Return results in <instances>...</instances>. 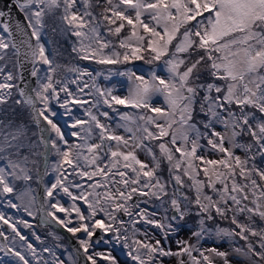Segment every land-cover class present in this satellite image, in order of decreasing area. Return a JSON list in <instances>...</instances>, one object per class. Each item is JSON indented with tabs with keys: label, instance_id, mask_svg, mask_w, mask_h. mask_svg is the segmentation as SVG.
Masks as SVG:
<instances>
[{
	"label": "rangeland",
	"instance_id": "rangeland-1",
	"mask_svg": "<svg viewBox=\"0 0 264 264\" xmlns=\"http://www.w3.org/2000/svg\"><path fill=\"white\" fill-rule=\"evenodd\" d=\"M37 1L39 2V0ZM50 1L52 2L53 0ZM125 1L128 3L122 5V8L126 10L128 17L134 20L136 17L135 14H139L138 16L142 17V21L145 24H150L151 28L158 31L159 35L164 34L165 37L173 36L179 23L183 21L185 4H182L181 0ZM193 1H195V4L198 5L197 7L200 8V3L203 0ZM255 1L258 0H236L235 3H232V0H218L217 18L219 16V20L213 26L215 29L212 30H215V32H224L231 26L234 20L249 24V20L251 19H248V17L244 15L248 12L249 7L257 3ZM159 2H165L166 4H160ZM207 3L212 4V0L211 2L207 1ZM76 4L77 3L74 4L73 8L75 13L78 12ZM252 23L253 21H251L249 25ZM202 24L204 28L208 27L207 21L204 20ZM38 32V40L40 35L42 36L40 42L42 52L47 54L50 42L46 36V31L42 29V31ZM81 33V44L85 52L89 54L91 51H99V47L90 39L89 32L85 30ZM243 34H237L231 37L234 38L237 45H232L224 54L225 56H222L219 66L228 72H232V74L242 73L251 90L264 88L263 77L258 76L255 71L259 67L261 61L260 55L264 52V41L260 36H257L259 33L253 30ZM96 38L104 47L105 39L103 35L97 34ZM243 40L247 41V45L242 43ZM3 41L6 42V40ZM128 42L133 43L131 38ZM150 43L157 48L158 52L166 50L167 48L166 43L160 41L157 36H155ZM187 43V36L183 35L177 47H183L187 45ZM34 50L37 51L36 43L34 45ZM106 57L111 59L114 56L111 51H108L104 55V58ZM177 62L178 60L175 56H170L163 64H156L151 68L147 66L128 68V66H125L114 69V71L105 69L99 72L92 67L78 66L77 76L79 85L77 88L74 89L70 87V79L67 78L70 74H65L63 77L64 82L66 81L65 85L69 88L68 90L64 88L61 104L62 102H67L69 106L61 108L62 110H65V107L74 109L77 105L76 101L85 99L86 104L80 107H84L83 109H85L84 114L87 124L84 127H74V125H71L68 131L65 128L66 125L64 126V124H62L65 120L64 118H62L63 120H57L55 117L50 118L47 116L48 119H51L52 123V126L49 127L50 130L47 126L41 127L45 131L46 128L48 129V135L46 136L52 143L51 150L53 149L54 156H57V158L52 160V166L55 167L59 158L62 159L65 152L70 150L68 153H70L72 157L69 158H71L72 161L75 160L78 167L74 163L73 167L70 168L67 165L66 170L71 172L78 169V173L81 174L79 175L77 173L79 176L78 180L73 178L67 184L64 183L61 187L54 190L55 202H62L60 204L67 207L69 206L67 202L75 203L74 200L67 201V198H74L73 196L84 197L83 194H86L92 202V206H94L96 212H100V217H103L102 221L98 224L107 227V225L111 223L107 224L106 222L111 221L116 226V230H113L108 236H105V238L103 237V241L99 239V243L97 242L98 244L96 245L90 242V238H86L85 234L84 236L77 235L76 239L86 244L88 249L87 254L93 257L94 262L97 264H106V255L113 257L114 262L117 264H137L139 261H142V255L139 254L141 251L136 249L138 246L132 244L133 239L139 242L140 247L143 243L147 244L148 248H146V250L148 251H151L153 248L160 249L161 254L156 255V259L152 264H157V262L159 264H201L198 257L203 255L207 256L211 264H253L250 257L239 247L238 242L224 229L218 226L208 228L200 223L196 226L189 224L176 225V221L171 222L168 219L166 208L163 204L159 207L151 208L146 205L144 197H135L136 201L134 197L131 198L132 194L138 190L146 191L145 183L141 185V181H138V177H141L140 174H135L133 172L134 168L132 167H130L132 171L129 169V164L131 165L133 162H135V165H137L136 162L141 163L144 167V172H148L149 178L145 180L141 177L143 181L150 183V181L155 178V180L160 182L162 186L161 190H164L163 176L161 174H152V172H154L153 170L156 168V163L152 154V148L149 143L146 142L147 140L155 139L151 136V126L149 127V122L151 121L156 122L158 127H161L160 129L162 132L164 130V132L166 131L170 134L172 142H169L170 140L168 139L164 142L162 141L167 148L171 147V149H173V145L184 153L186 158L184 168L192 179H195L194 177L196 175L194 168V162L196 161L195 158L193 159L192 157L194 155V150L196 151L197 148L200 150L197 157L205 160L204 164L201 166L206 169L208 168V170V162L214 161L217 157V153L203 148L198 142V131L191 122L195 98L190 92L184 93L187 88V85L183 84L186 73L179 70ZM14 64L16 83L18 75L15 58ZM36 66L35 64L33 67L34 72L36 71ZM137 75L140 77V80L137 78ZM34 78L35 81L39 79L44 86L50 78L53 80L52 82H54V85L55 81L58 80V78L55 79V74H53V72L50 73L49 67L48 70L42 71L40 78H38L35 72ZM7 80L8 78L5 79V81ZM159 81H162V84H158ZM1 88L3 89L2 84ZM54 88L56 87L54 86ZM32 89L35 88L32 87ZM53 93V88H50L49 100L51 103L48 102V104L51 113L55 115L58 108H56V104L52 103L55 102L51 99ZM234 95L236 96L235 90L232 89L231 92L227 94V97L230 98ZM18 96L21 99L19 94ZM111 97L114 99L112 100ZM205 97L207 98L208 96ZM118 100L123 102L122 106H119ZM21 101L24 105L22 108H24L28 114V121L18 126L20 130L32 127L29 131L31 139L28 145H26V151L27 156H34L40 152L42 146L36 136L37 127L32 120V114L29 110L30 104L22 99ZM143 104L149 105L151 108L150 113L153 114V116L141 110V105ZM37 111V114H43L40 107H37ZM6 113L7 108H4L3 111L0 112L3 116H6ZM72 113L74 117L78 116V112L72 111ZM44 118L45 115L43 114V117H40L43 123H45ZM232 121V117L227 114L225 119L219 118V120L215 122L214 129L222 136L223 142L221 144H223L224 147H227L229 151L235 152L239 158L245 159L244 152L237 146L236 133L235 130L232 129ZM259 123L255 121L251 124V127L257 129L260 126ZM81 130L84 135L82 139H80L79 135ZM70 133H75V135L71 136ZM43 134L45 136V133ZM103 135H106V137L108 135L113 139L105 142L102 139ZM64 143L67 144V146H63ZM4 151L5 150L0 148V153L3 154ZM28 162L34 168V161L31 159ZM45 166L46 164L42 166V169H44ZM118 166H121V170ZM200 171H202V169ZM204 172L205 169L202 173ZM215 172L217 176L223 177L220 172L216 170ZM23 173L28 172L26 169H23L22 166L21 169L18 170V174L20 175ZM93 173H95L94 177L92 179L89 178V175ZM51 177L52 178L46 179V181L48 185L53 187V184L56 183V174H53ZM175 177L180 179L178 175H175ZM171 179L170 176L169 181L172 184ZM178 179V182H176L179 184V195L175 194L177 197L175 199V209L178 211V214L175 220L181 212L183 213L186 210V206L182 201L185 198V194L181 187L183 183ZM37 180L38 176L34 181L37 182ZM232 182L234 183V181ZM192 186L194 189H197L198 196L202 200L203 206L206 208L208 200L206 199V194L202 190L201 182L193 180ZM253 190L256 194L255 196H252L251 188L248 185H243L236 189L240 194L241 205H259L260 209L263 211L264 198L258 196V190L255 187H253ZM218 193L219 196H215L218 205L235 206L236 200L230 197L227 192L221 189ZM134 205L139 211L135 213L136 219L130 221L132 213L129 206ZM51 209L55 211L56 215H59V210L53 207ZM122 212L125 213L124 216ZM119 214H121V219ZM1 215L3 217L7 216L5 213ZM174 216L175 212L173 211L171 217L173 218ZM139 218H143L147 224H145V226L139 224ZM95 220L96 217L88 221L86 220V226L90 225V221ZM148 222H150V224ZM75 224L77 226L84 225L82 222ZM154 225L157 227H154ZM38 226L41 233L46 235L45 237L37 234L38 238L43 240V243L48 241V244L45 243L48 247L47 253H41L40 247L35 249V254L41 253L40 256L43 257L42 263L54 264L55 262L56 264H75L76 259L73 253L64 244V242L67 243L66 240L62 239L63 244H61V247H55L54 245V242L59 243L61 237H63L61 235L62 233H58L61 237L57 236L56 229L51 228L53 226L48 223H44L43 225L38 223ZM197 228H200V230ZM35 231L38 232L37 229ZM122 240L124 244L127 245V250L132 255V257H130L131 262L127 257L126 251L124 252V249H122ZM73 241H75L74 238ZM17 243L18 244L14 246L18 247L19 245V247H21L20 249H23L25 257L29 262L33 263V260L30 259V245H36V243L33 242L32 239H30L27 246H24L22 241H18ZM130 243L132 246H130ZM131 247L135 248L132 250ZM200 250L203 251L202 254ZM98 255H102L103 258H98ZM146 256L147 258L150 257L149 254H146ZM133 260L136 261L133 262ZM22 263V261L20 262L17 259L11 260L0 257V264Z\"/></svg>",
	"mask_w": 264,
	"mask_h": 264
},
{
	"label": "trees",
	"instance_id": "trees-1",
	"mask_svg": "<svg viewBox=\"0 0 264 264\" xmlns=\"http://www.w3.org/2000/svg\"><path fill=\"white\" fill-rule=\"evenodd\" d=\"M235 2L236 0H232V3ZM255 2L257 3L249 7L248 12L244 15L251 19L249 20L250 23L253 21L251 25H249L250 23L234 20L226 31L215 32L212 29H215L213 26L218 22L219 16L215 20L211 19L210 16L208 18L207 15L209 14L195 10L190 0H181V3L185 4L183 21L177 26L175 34L167 40L169 42V50L161 54V57L164 59L167 55L177 56L179 70L186 73L183 84L187 85L191 92H197L196 105H202L206 111L205 124L208 127H214L215 122L225 114L231 113L235 116L238 109H236L234 102L238 100L244 104L242 110L244 108L247 120L260 119L256 107L264 106V88L251 90L242 74H227L220 69L218 72L223 75V78L219 80L213 79L207 69L205 55L199 50L196 41V36L201 32L199 30L201 20L205 17L208 18L209 25L206 33L211 39L212 52H214L217 60L222 58V56L224 57V54L232 45H237L234 38H231L237 34H246L253 30L259 33L257 36L264 38V0ZM75 3L78 6V12L76 13L73 12ZM117 5V0H53L52 2L50 0H39V4L35 2L33 6L25 9L27 18L37 36L38 63L36 73L38 78H40L42 71L48 70V67L50 68V73L53 72L55 74V79L58 78L55 81V85L50 78L45 86L39 79L37 80L35 90L41 108L47 107L45 114L51 113L48 104V102L51 103L49 100L51 86L54 85L59 88L64 83V75L70 74L68 77H71L77 70V65H89L98 72L105 69L114 71V68L118 69L125 66H128V68L142 67V62L134 61V58L137 57L136 52L141 51V48L143 49L141 52L142 56L151 57L148 54L147 37L144 35L143 30L140 28V30L136 31L135 21L132 23L127 22V14L122 9L120 18L117 13ZM42 29L46 31V36L50 42L47 54L42 52L40 46L41 35L38 40V31H42ZM85 30L89 34H102L105 39L103 50L94 53L95 57L93 56V58L103 57L108 51H111L118 58L121 55V65L113 67L111 63L97 64L90 59H81V56H85V52L82 50L80 34ZM132 35L135 36L136 40L133 43L128 42L130 38L131 40L133 39ZM183 35L187 36L188 43L183 47H177ZM0 37V41L3 42V45L5 44L4 49L0 47V112L7 108L6 116L0 114V148L5 150L3 154L0 153V175H2V181H0V205H3L4 209L9 208V204L4 199V195L7 193L5 190L8 189L15 192L16 199L27 202L28 205L30 204V209L35 211L34 193L37 187L36 182L31 180L30 182L22 183L21 180H16L13 175L6 172L7 159H10L9 157L12 158L10 164L12 174L14 167L16 166L17 168L19 164H22L20 159L27 155L26 145L30 142L29 131L32 127L19 129L18 125L25 124L28 121V114L22 108L24 105L16 92L14 52L10 48L8 38L4 35L1 28ZM3 40H6V42ZM119 42H121V48L117 45ZM1 45L2 43H0ZM124 56L130 57L129 62L122 59ZM261 62L262 64L255 71L264 78V53ZM6 78H8L7 88L2 89L1 84ZM239 86L242 90L238 89L237 96L241 94L239 97L243 99L227 98L229 90L233 87L237 89ZM205 96L209 98L205 99ZM215 98L221 101H214ZM218 103H221V105ZM146 114L150 115L149 113ZM200 118H202V115L195 106L191 117L192 124L200 135L205 131L210 132L207 128H202L199 125L198 120ZM232 122V129L236 133L237 146L246 151V159L243 160L231 152L233 154L231 161L227 162V156L223 157L222 163L215 162L209 165V170L207 168L204 173H200L198 166L204 164V161L197 157L200 153L197 148L196 151L194 150L193 155L197 158V162H194L196 175L195 179H192L184 168L186 161L184 153L176 154L162 142L147 140L146 142L152 148L156 163V168L152 174H161L163 176L164 190H161L162 186L155 178L150 183L143 181L141 177H138V181H141V185L145 183V193L149 197L147 202H150V207H159L163 204L169 219V210L171 207L176 206L175 199L177 198L169 177L172 174L178 175L184 185L183 193L185 198L182 201L186 206V210L180 213L175 224L196 226L200 223L208 228L218 226L235 239L234 232L236 230L233 226L235 222L241 235L240 239L236 238L235 240H238V244L243 247V251L250 257L253 264H264V230L262 225L264 210L262 211L259 205H241L240 194L236 191L238 187L243 185H248L253 189V187L258 186L257 182L260 186L259 194L264 197V181L260 177V174L264 172V154L260 145L263 141L261 138H264V126L259 131L254 132L249 130L248 125L240 127L236 124V121ZM149 123L151 124V122ZM262 123L264 125V119H262ZM151 136L153 135L151 134ZM164 136L171 141L168 132L164 133ZM198 141L200 146L212 148L218 144L219 137L214 134L210 139L200 137ZM158 156H160L161 161ZM32 160L35 161V167L39 160L38 155L32 156ZM134 163L129 164V168H134L133 172L135 174L144 169L141 163L136 162L137 165ZM216 164L221 169L223 177L216 175ZM23 169H27V167H23ZM148 178L149 175L145 180ZM193 180L201 182L202 186L205 185L206 197H209L210 201H214L213 197H218V192L222 189L236 200L235 206L225 205L218 207V214H213L208 207L199 209L197 207L199 196L192 186ZM46 190L48 191V187ZM254 194L255 192L252 190V196ZM197 229L200 230V228ZM35 233L38 232L35 231ZM36 239L33 236L35 243ZM45 243L48 244V241Z\"/></svg>",
	"mask_w": 264,
	"mask_h": 264
},
{
	"label": "water",
	"instance_id": "water-1",
	"mask_svg": "<svg viewBox=\"0 0 264 264\" xmlns=\"http://www.w3.org/2000/svg\"><path fill=\"white\" fill-rule=\"evenodd\" d=\"M32 3V0H0V24L4 31L9 35L11 45L13 49L16 51L17 54V70L19 74V81L17 84V88L19 91L20 96L22 99L30 104V111L32 114V120L34 124L37 126L38 130V137L43 143V151H42V157H43V163L47 160V153H48V143H47V136L48 135V129L46 128V131L43 130L41 127H46L45 123L42 122L40 119V114H37V100L34 96L32 87L34 86L35 78L31 75L32 66L34 64V41L32 38V34L30 31V27L23 15V13L20 10V7L22 6H28ZM19 30L21 33H19ZM22 31L24 32V35L27 39V42H24V37L22 34ZM19 37H21V41L19 42ZM20 50L25 52L26 55V61H23V75L21 74L18 58L20 56ZM29 62L27 63L28 55ZM37 111V112H36ZM45 133V136L43 133ZM177 183V182H176ZM179 184L177 183L176 190L177 193L179 191ZM179 194V193H178ZM37 207L39 210V216H44V207L42 202V189L40 187L38 193H37ZM175 212V210H173ZM172 211V212H173ZM172 214V213H171ZM174 219V217L172 218ZM53 223V222H52ZM96 233V232H95ZM97 234V233H96ZM70 245L73 247L74 251L77 254L78 261L77 264H89L83 254L79 251L78 244L75 241L70 240ZM0 246L3 247L4 251L7 252L5 242L2 237H0Z\"/></svg>",
	"mask_w": 264,
	"mask_h": 264
},
{
	"label": "bare ground",
	"instance_id": "bare-ground-1",
	"mask_svg": "<svg viewBox=\"0 0 264 264\" xmlns=\"http://www.w3.org/2000/svg\"><path fill=\"white\" fill-rule=\"evenodd\" d=\"M19 33H21L20 30H19ZM22 34H23V37H24V42L26 43V42H27V39H26V37H25L23 31H22ZM19 42H22V41H21V37H19ZM17 49H18V47H17ZM18 50H19V49H18ZM19 51H20V56H19V58H18V62H19V67H20L21 74L23 75V61H26V58H25L26 55H25V52L22 51V49H20ZM29 57H30V54L28 55L27 63L29 62ZM23 76H24V75H23ZM171 181H172V183H173L175 189H177V188H176V186H177L176 180H175L174 178H172ZM176 195H178L177 192H176Z\"/></svg>",
	"mask_w": 264,
	"mask_h": 264
}]
</instances>
